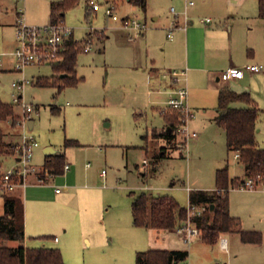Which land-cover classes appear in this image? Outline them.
Listing matches in <instances>:
<instances>
[{"label": "rangeland", "instance_id": "374dc122", "mask_svg": "<svg viewBox=\"0 0 264 264\" xmlns=\"http://www.w3.org/2000/svg\"><path fill=\"white\" fill-rule=\"evenodd\" d=\"M52 1L0 0V52L5 54H2L4 62L0 66V98L13 104L18 116L15 126L11 117L0 120V129L6 135L11 130L21 135L25 122L22 105L31 104L35 125L30 128L27 124L26 129L39 142L32 163L39 168L40 174H44L45 169L41 170L47 158L44 148L52 145L65 154L66 162L77 171L69 182L88 186L105 182L104 191L93 187L81 189L79 195L74 194L66 201L74 203L76 208L81 202L78 198L86 194V200L93 199L95 203L96 197L88 194L97 191L100 197L97 202L104 207L103 217L99 221L92 219L86 226L92 244L83 238L76 209L70 216L61 214L68 216L67 232L61 226H53L47 218L52 219L53 211L60 208L55 201L58 196L55 187L64 185L57 184L58 180L61 182V174H57L50 182L29 184L25 189L20 187L19 191L14 189L16 193L22 192L26 204V239L23 242L0 240V245H53L74 264H137V253L148 250L154 239L157 245L167 249L189 250L188 260L181 264H264V190H230V203L240 214L242 228L261 232L263 240L260 243L244 244L236 232L228 235L231 249L227 251L221 249L220 241L208 244L200 239L201 230L199 237L193 236L187 241L177 228L188 223L189 211L178 227L165 232L135 225L134 196L142 193L171 195L182 207L188 208L190 190H212L217 186L218 169L227 167L230 177L244 178L245 167L235 157V152L229 151L225 129L216 122L199 120L196 114L189 126L199 133L198 138L191 137L183 144L181 136L170 143L154 137V129L163 128L161 111L152 113L150 109L147 115L137 113L140 112L139 102L144 98L145 78L137 75L139 72L136 74L127 69L131 63L127 59L132 47L130 30L106 13L107 0H95L100 9L92 12L91 0H79L66 12L65 24L73 29L75 39L85 44L88 41L92 47L90 52L81 50L78 55V77L83 78L78 83L59 89L65 78L47 63L30 64L22 71L11 70L14 56L6 51L13 50L18 44L14 26L18 13L23 12L28 23L47 24ZM121 1L114 0L120 19L132 16V11L141 12L138 6L134 8L127 2L119 4ZM94 30L96 33L104 31L106 36L94 34L92 39L89 34ZM23 77L33 82L25 87L21 103H17L13 93H19L13 88L12 81ZM40 79H50V84L42 85ZM260 86L252 95L260 101L256 138L258 145L264 148V84ZM17 137L6 140L12 139L15 143ZM68 140L75 143L67 144ZM163 146H167L168 156H160ZM145 158L149 160L147 167H143ZM2 160L1 171L15 163L12 155H5ZM87 163H90L89 167ZM104 170L107 172L105 180L101 175ZM35 180L36 175H31L28 182ZM14 190L11 191L14 193ZM4 200L5 197L0 195V213L4 212ZM43 235L50 237L44 238ZM55 235L61 238V242L54 240ZM234 238L241 244L236 246L237 249L233 246Z\"/></svg>", "mask_w": 264, "mask_h": 264}, {"label": "crops", "instance_id": "0c3cea01", "mask_svg": "<svg viewBox=\"0 0 264 264\" xmlns=\"http://www.w3.org/2000/svg\"><path fill=\"white\" fill-rule=\"evenodd\" d=\"M190 1H193L194 3L190 4ZM125 2L129 3L134 8L137 7V5L129 0H123L119 4ZM172 6H175L176 10L179 12L178 24L180 26L174 29L173 37L170 38L168 33L174 20V14L170 9ZM139 9L141 12L136 14L135 11H132V16L126 15V17H135L138 19L142 17L143 19L141 18L140 20L144 21V30L141 33H137L131 28L125 27L124 25V27L122 26L123 28L130 30L129 41L132 44L130 49L131 52L127 58L131 63H129L127 69L136 74L139 72L137 75L145 78L144 83L146 89L144 90V98L139 102L140 112H137L138 114L143 115V113H145V115H147L150 109L152 110V113H155L162 108L167 96H169L166 90L172 87L171 81L164 77V73L171 70L187 71L189 105L196 112V117L205 123L216 122L215 117L217 115L219 97L222 89L230 88L237 92L249 91L252 95L255 90H258L261 87V84H264V71H247L243 78L231 79L226 82L222 81L219 77L220 73L230 66H244L249 63L264 64V14L261 11L259 0H147V10L143 11L140 7ZM21 14H23V12H19L18 17ZM206 17H210L211 20L207 21L205 19ZM17 20L14 22V26H16ZM96 31L97 30L90 32L89 35L92 39L94 34L100 37L106 36L104 31L99 33H96ZM72 37L75 38L74 33ZM14 49L6 51V53H11L13 55ZM91 50L92 47L90 46L89 50L84 51L90 52ZM0 54L4 53L0 52ZM15 62L16 58L14 56V66L10 68L11 70H15ZM2 65L3 63L0 66ZM76 70L78 75V62ZM20 94L22 95V93ZM253 98L259 106L260 101L254 96ZM237 105L243 104L239 103ZM161 118L164 120V127L166 126V121L162 115ZM28 124L34 127V119L31 118L28 121ZM5 137L6 139L17 137L18 141L20 139V134L11 130L8 132V135H5ZM198 137L199 133L192 137V139ZM10 141H12V139ZM44 152L46 156L61 153L52 145L46 146ZM147 161L146 164H143V167H147L149 160L147 159ZM69 164L70 168L61 174V182L58 180L57 183L64 185L55 187V193L58 195L56 196L55 201L59 203L60 208L53 211V214L55 213V215L51 216L52 219L48 216L46 217H48V221L50 220L53 226H61L62 228H65L66 223L68 222V216H70L73 210L76 209L78 211L76 219L79 222H77V224L83 228V230L81 229L82 233H84L83 238L89 244H92V238L86 234V226L87 224L89 225V222L92 219H97L99 221L103 217L104 207L101 206L100 202H97L100 200L98 192L87 193L88 195H94L96 197L95 203H93V199L86 200V194H82L83 196L78 198L81 202L76 208L73 207L75 205L74 203L68 204L66 201L77 194L79 195V190L81 189L86 190L89 187H93L100 191H104V188L102 187L106 186V183L104 182V186L101 183L88 186L87 184L82 185L69 182L72 175H77L76 169H72V164ZM86 166L89 167L90 163H87ZM43 168L44 167H41V170ZM106 173L107 172L104 173L103 171L101 173L104 180L107 176ZM56 176L57 174L48 175L45 182L48 180V182H50V179L52 177L56 178ZM38 183L40 182H38L36 177L34 182L28 183L27 185ZM52 185L54 186V184ZM25 188L26 187H24V189ZM57 188H60L61 190L57 191ZM214 189H216V187ZM234 189L242 188L236 187ZM191 191L192 190H190V193ZM60 199H64L65 201ZM28 200L29 198L27 199V229L29 228ZM198 206L199 205L196 207ZM199 207H201V210L204 208L203 205ZM230 211L232 215L240 218V214L235 211L234 206L231 203ZM62 213L67 214V218L66 216H62ZM67 230L68 228L66 227L65 231L67 232ZM151 230L160 233L165 232L168 229H156L151 227ZM233 233H226L219 239L221 249H226L227 251L231 249V242L228 235ZM55 237L58 236L55 235L54 240ZM239 237L241 238L240 234ZM222 238H225V244H222ZM55 241L59 243L61 242V238L58 237V240ZM150 243V248L167 249L163 247V245H157L154 239L151 240ZM237 245L241 244L237 238H234V248L237 249ZM235 255L237 257V253H235ZM63 256L66 264H74V262H70L69 259L67 260L64 252Z\"/></svg>", "mask_w": 264, "mask_h": 264}, {"label": "trees", "instance_id": "16d2710c", "mask_svg": "<svg viewBox=\"0 0 264 264\" xmlns=\"http://www.w3.org/2000/svg\"><path fill=\"white\" fill-rule=\"evenodd\" d=\"M79 0H53L51 2L50 21H65L67 10L76 5ZM112 1L114 0H107ZM139 6L143 11L147 10V0H129ZM261 11L264 14V0H259ZM89 44L80 42L72 36L68 38L62 49L63 60L54 64V71L62 73L64 84L73 85L82 80L77 75L78 55ZM41 80V79H40ZM39 80L42 85L50 84V79ZM242 103L243 105H237ZM260 107L249 91L237 92L230 88H224L220 92L217 108L216 122L225 129L227 134V146L229 151H240V162L245 167L246 175L257 172L264 173V148L257 142V119ZM166 126L161 130L154 129V137L164 138L168 143L182 137V143L187 141L186 136L178 131L180 124L179 112L168 110L162 113ZM12 119V125L17 124L18 116L15 115V106L6 103L0 98V120ZM167 126L171 127L168 131ZM5 132L0 129V178L2 158L5 155H13L15 143L7 141ZM75 143L71 140L67 144ZM182 145V144H181ZM167 146L162 147L160 156H168ZM66 156L64 153L47 155L44 165L45 173L41 174L45 179L48 175L64 173ZM217 186L214 190L198 189L191 191L189 200L192 206L203 205L201 214L192 216V221L202 231L200 238L208 243L215 244L222 233L237 232L245 243H260L263 235L259 231L245 230L241 226L239 217L232 215L230 211V190L239 187L243 178L230 177L228 168L217 170ZM21 188H16L20 190ZM7 191L2 195L4 200V212L0 214V240L26 239L25 231V201L22 192ZM21 193V194H20ZM214 204V208L211 205ZM134 223L137 226H148L156 229H174L187 218L188 208L182 207L175 197L171 195H154L142 193L134 196L132 202ZM49 238L48 235H43ZM189 250L183 249H155L150 248L137 253V264H181L189 258ZM0 264H66L63 252L59 247L46 244L40 246H27L22 243L16 247L0 245Z\"/></svg>", "mask_w": 264, "mask_h": 264}, {"label": "built area", "instance_id": "2783aa9c", "mask_svg": "<svg viewBox=\"0 0 264 264\" xmlns=\"http://www.w3.org/2000/svg\"><path fill=\"white\" fill-rule=\"evenodd\" d=\"M106 13L114 20H120L125 27L131 28L137 33H141L145 24L135 17H123L122 19L116 14L117 3L107 1ZM193 4V1L189 2ZM90 12L96 11L100 8V4L95 0L90 1ZM171 12L174 14V20L172 22L168 36L173 37V31L176 27H179L178 16L179 12L175 6L171 7ZM207 21L211 20L210 17L205 18ZM74 31L71 27L65 24V21L49 22L44 25L31 24L26 21L23 14L18 17L16 23V39L17 46L13 51V55L16 58L15 70L22 71L27 65L30 64H57L63 60L62 49L68 38L73 35ZM90 44H88L84 50H89ZM3 63L2 54H0V65ZM249 72H261L264 71V64L249 63L244 66H230L223 70L219 77L222 81H229L231 79L243 78L245 73ZM164 77L171 81L172 87L167 89L168 98L164 102V106L160 109L161 114L168 110H177L179 112L180 124L178 131L189 138L196 136L198 133L190 128L189 122L195 116V111L189 105V87L187 82L186 70H171L164 73ZM32 83L29 78H21L12 82L13 88L19 93H14V101L21 103V94L25 87ZM23 114L25 115V122L23 124V131L20 135V139L15 142V152L12 155L15 159V163L8 169H3L0 178V194L7 191L14 190L18 187H26L28 179L31 175H36L38 182H45V177L40 174L39 168L32 163L35 148L39 145V142L34 136L27 133L26 126L28 121L32 118L31 114L34 111V107L31 104L23 103ZM22 124V123H21ZM240 151H235V157L240 159ZM147 159L144 160L146 164ZM89 165V164H88ZM70 168L69 163H65L64 169ZM105 173V170L103 171ZM249 190H264V173L257 172L255 174L247 175L243 178V183L238 187ZM57 188V191H60ZM189 221L187 224L181 225L177 228V231L183 238L190 241L193 236H198L200 229L192 221L193 214H198L201 209L192 206L189 203ZM58 240V237H55ZM222 244H225V238H222Z\"/></svg>", "mask_w": 264, "mask_h": 264}, {"label": "water", "instance_id": "95a60500", "mask_svg": "<svg viewBox=\"0 0 264 264\" xmlns=\"http://www.w3.org/2000/svg\"><path fill=\"white\" fill-rule=\"evenodd\" d=\"M29 126H30V125H29ZM30 127H32V126H30ZM167 129H168V131H170V130H171V127L167 126ZM211 207L213 208V207H214V204H212Z\"/></svg>", "mask_w": 264, "mask_h": 264}]
</instances>
